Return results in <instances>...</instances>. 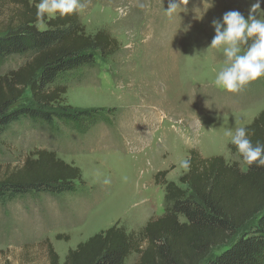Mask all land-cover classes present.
<instances>
[{
	"label": "rangeland",
	"instance_id": "obj_1",
	"mask_svg": "<svg viewBox=\"0 0 264 264\" xmlns=\"http://www.w3.org/2000/svg\"><path fill=\"white\" fill-rule=\"evenodd\" d=\"M23 1L0 0V34L13 24ZM254 2L188 0L185 10L169 17L164 10L170 0H81L86 33L105 30L118 44L113 54L103 58L96 52L94 65L65 76L64 104L115 111L111 123L85 134L22 118L0 137L3 168L46 148L80 167L84 180L74 193L0 198V264H49L46 239L63 263L70 249L117 222L139 237L147 222L164 212L165 187L155 183L156 173L169 170L167 179L185 187L179 183L186 172L179 162L193 148L247 169L224 132L251 123L264 109V78L237 93L218 89L214 80L225 56L209 45L213 19L231 10L247 18ZM261 9L257 15L264 19V3ZM25 58L0 59V75ZM58 234L65 238L58 240ZM138 258L132 252L126 264Z\"/></svg>",
	"mask_w": 264,
	"mask_h": 264
},
{
	"label": "trees",
	"instance_id": "obj_2",
	"mask_svg": "<svg viewBox=\"0 0 264 264\" xmlns=\"http://www.w3.org/2000/svg\"><path fill=\"white\" fill-rule=\"evenodd\" d=\"M36 5L24 0L13 24L0 34V59L26 57L0 75V137L22 118L53 130L63 124L82 134L111 123L114 108L64 104L63 79L94 65L96 52L103 58L113 54L117 40L102 29L86 33L79 13L45 20L40 28ZM243 127L253 144L264 143V109ZM229 147L237 152L231 143ZM187 159L190 170L179 177L185 187L167 179L169 170L156 173L155 183L165 187L164 212L149 220L139 237L117 222L70 249L63 263L46 239L49 264H126L132 252L139 253L136 264H264V167L246 165L243 170L238 162L204 157L194 148ZM83 182L80 167L46 148L33 150L20 165L0 166L2 200L74 193Z\"/></svg>",
	"mask_w": 264,
	"mask_h": 264
},
{
	"label": "clouds",
	"instance_id": "obj_3",
	"mask_svg": "<svg viewBox=\"0 0 264 264\" xmlns=\"http://www.w3.org/2000/svg\"><path fill=\"white\" fill-rule=\"evenodd\" d=\"M188 0H170L166 14L171 17ZM264 0L251 4L247 18L240 11L225 12L220 19H213L211 26L214 36L209 47L222 49L225 56L224 66L217 73L214 84L218 89L237 93L245 86L264 77V19L258 18ZM212 5L209 4V7ZM208 7V8H209ZM84 8L81 0H39L36 5V20L44 25L45 20L64 18L79 13ZM224 136L235 146L238 155L248 167H264V143H252L245 127L228 129ZM179 166L190 170V160L183 159Z\"/></svg>",
	"mask_w": 264,
	"mask_h": 264
}]
</instances>
